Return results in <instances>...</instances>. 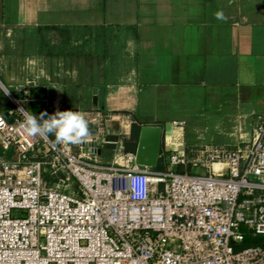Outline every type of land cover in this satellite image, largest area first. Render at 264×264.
Listing matches in <instances>:
<instances>
[{"label": "crops", "instance_id": "1", "mask_svg": "<svg viewBox=\"0 0 264 264\" xmlns=\"http://www.w3.org/2000/svg\"><path fill=\"white\" fill-rule=\"evenodd\" d=\"M0 79L48 87V114L84 111L125 145L135 124L162 126L159 163L191 159L264 117V0H0Z\"/></svg>", "mask_w": 264, "mask_h": 264}, {"label": "built area", "instance_id": "2", "mask_svg": "<svg viewBox=\"0 0 264 264\" xmlns=\"http://www.w3.org/2000/svg\"><path fill=\"white\" fill-rule=\"evenodd\" d=\"M27 91L0 79V264H264V117L234 146L171 152L162 171L105 130L80 145L28 136Z\"/></svg>", "mask_w": 264, "mask_h": 264}, {"label": "clouds", "instance_id": "3", "mask_svg": "<svg viewBox=\"0 0 264 264\" xmlns=\"http://www.w3.org/2000/svg\"><path fill=\"white\" fill-rule=\"evenodd\" d=\"M215 15L216 19L221 21L228 19L222 11ZM18 111L24 118L20 126L30 137L47 139L49 136H54L57 144L80 145L91 135L90 121L84 111L57 110L53 114L42 111L39 116L24 108H20ZM4 125L5 119L0 116V127Z\"/></svg>", "mask_w": 264, "mask_h": 264}, {"label": "water", "instance_id": "4", "mask_svg": "<svg viewBox=\"0 0 264 264\" xmlns=\"http://www.w3.org/2000/svg\"><path fill=\"white\" fill-rule=\"evenodd\" d=\"M27 95V110L37 116H39L42 111L48 112V87L31 85L28 87ZM6 115L8 116L9 113L6 112ZM10 120H12V118H10ZM162 141V126L142 125L138 136L137 148L135 150L136 162L146 167H157L159 165Z\"/></svg>", "mask_w": 264, "mask_h": 264}, {"label": "trees", "instance_id": "5", "mask_svg": "<svg viewBox=\"0 0 264 264\" xmlns=\"http://www.w3.org/2000/svg\"><path fill=\"white\" fill-rule=\"evenodd\" d=\"M141 126L138 124H135L133 127V132H132V136L126 141V149L129 150H133V147L135 146V149L137 147V142H138V136H139V132H140ZM134 149V150H135ZM255 239L252 237H248L246 244L249 245L252 242H254Z\"/></svg>", "mask_w": 264, "mask_h": 264}, {"label": "rangeland", "instance_id": "6", "mask_svg": "<svg viewBox=\"0 0 264 264\" xmlns=\"http://www.w3.org/2000/svg\"><path fill=\"white\" fill-rule=\"evenodd\" d=\"M115 43H117V45L121 46L122 41L121 40H119V41L116 40ZM12 92L14 93V95L16 97H18V98L22 97L21 93H18V92L14 91V90H12ZM174 122H178V123L181 124V123H184L186 121L185 120H175ZM134 149H135V146L133 147V151H134ZM155 169L162 170V171H169V170H171V166L169 164H164V163L161 162V163H159V165L157 167H155ZM192 171L193 172H199V169H193ZM13 215L14 216H21L22 214L19 211H14Z\"/></svg>", "mask_w": 264, "mask_h": 264}, {"label": "bare ground", "instance_id": "7", "mask_svg": "<svg viewBox=\"0 0 264 264\" xmlns=\"http://www.w3.org/2000/svg\"><path fill=\"white\" fill-rule=\"evenodd\" d=\"M217 169L218 168H221V167H223V165H221V164H216V166H215Z\"/></svg>", "mask_w": 264, "mask_h": 264}]
</instances>
